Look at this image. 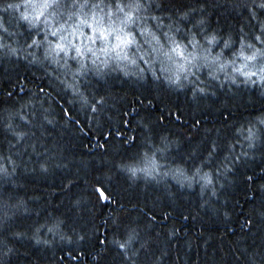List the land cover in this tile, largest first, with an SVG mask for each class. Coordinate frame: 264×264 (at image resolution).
Instances as JSON below:
<instances>
[{
  "label": "clouds",
  "instance_id": "clouds-1",
  "mask_svg": "<svg viewBox=\"0 0 264 264\" xmlns=\"http://www.w3.org/2000/svg\"><path fill=\"white\" fill-rule=\"evenodd\" d=\"M0 56V264H264V0H0Z\"/></svg>",
  "mask_w": 264,
  "mask_h": 264
},
{
  "label": "trees",
  "instance_id": "trees-1",
  "mask_svg": "<svg viewBox=\"0 0 264 264\" xmlns=\"http://www.w3.org/2000/svg\"><path fill=\"white\" fill-rule=\"evenodd\" d=\"M14 64H15L14 60L6 59L3 56H0V89L10 88V86L13 84V80L11 78H8V79H4V78L6 76L11 77L12 75L15 74L12 67H11ZM24 67H25L24 64L21 63L20 68H24ZM15 75H16L17 79H19L21 75H23V77L25 79L29 78V73L27 71H25L21 74L19 72V69L17 70V73ZM107 86L110 88H113V89H116V88L123 89L125 87H128L130 91L127 93V98L130 102V107L132 106V104H131L132 101H135L136 107H138V108L140 107L139 101L137 100V94H136L137 90L133 86L129 85L127 81H123L120 84H117V83H115V81H112ZM100 87H101V89H103L105 87V85L101 84ZM141 87H142L143 96L145 98H148V97H151L152 95H154V93H152L153 89L150 86L145 85V86H141ZM24 94H26V93H24ZM158 94L161 96V99L160 100H154V107L147 111V115L149 117L154 115V113H156V112H160L161 105H167L169 107H172L173 105H175L176 108H182L185 112H188V113L191 112V108L188 107L187 105H184V103L187 102L186 96L181 97V94L177 93L176 98H175L174 96L168 95L166 92H160ZM10 99L11 98H9V100ZM7 102L8 101L0 100V104L7 103ZM216 102L217 101H213V103H216ZM45 103H47V102L45 101ZM187 103L190 105V102H187ZM106 111H107V107L105 106L104 108H102L101 112L99 113V122L104 123L105 129H107V127H108V122L105 119V112ZM141 111H144V110L141 108ZM161 114H163V113H161ZM135 115H137V116L140 115V112H137ZM201 115H206V114L202 113ZM208 115H210V113H208ZM134 118L135 117H133L132 119L129 120V124H131L133 122ZM101 133L105 134L104 132H101ZM101 133H100V135H101ZM93 135L95 136V133H93ZM91 138H92L91 135H88V136L81 135L79 138L70 137V139L77 140L78 144H82L84 142H89V141H91ZM99 138L104 143H106V144L108 143V140H105L102 135ZM187 146L188 145L186 144L185 147H187ZM87 154L91 155V153H87ZM257 167H259V165H257ZM236 171L241 176H243L244 172L251 171V170L245 169L244 171H241L240 168H237ZM261 179H264V176H257L255 178V180L253 181V183H255L256 180H261ZM246 183H247V181H243L242 184L237 185L236 186L237 191L239 192V191L245 190L243 185ZM180 195H182V193ZM191 195L194 196L195 193H192ZM232 195L235 196L236 194L232 193ZM257 195H259V194H257ZM181 203L183 204V201H181ZM252 203H254V200L245 201L243 204V207L246 208L249 204H252ZM168 206L169 205L165 204V207H168ZM105 207H107V204H105ZM177 215L178 216L180 215L179 209H177ZM242 215H243V211L241 210V212L236 216L235 220H233L232 223L235 224L239 220V217ZM185 227L191 228V227H194V225L189 221V222L185 223ZM222 227H224V226L216 220H213L209 224L205 225L206 230H210V231H220V229ZM233 235H235V233H229L230 237ZM34 251H36V250L34 249ZM59 251H63V249H59Z\"/></svg>",
  "mask_w": 264,
  "mask_h": 264
},
{
  "label": "snow or ice",
  "instance_id": "snow-or-ice-1",
  "mask_svg": "<svg viewBox=\"0 0 264 264\" xmlns=\"http://www.w3.org/2000/svg\"><path fill=\"white\" fill-rule=\"evenodd\" d=\"M183 113L182 112H179V110H177V115H176V118L179 120L181 119ZM129 123V121H121V128L123 127L124 124H127ZM101 135L103 136V138L105 139V135L103 133H101ZM116 135H126V133H124L123 131H121L120 129H117L115 132L113 131H109L108 132V137L107 138H111L113 136H116Z\"/></svg>",
  "mask_w": 264,
  "mask_h": 264
}]
</instances>
